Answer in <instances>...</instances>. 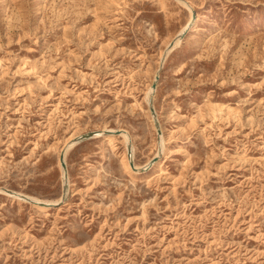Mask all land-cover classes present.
<instances>
[{
    "label": "rangeland",
    "instance_id": "1",
    "mask_svg": "<svg viewBox=\"0 0 264 264\" xmlns=\"http://www.w3.org/2000/svg\"><path fill=\"white\" fill-rule=\"evenodd\" d=\"M0 264H264V0H0Z\"/></svg>",
    "mask_w": 264,
    "mask_h": 264
},
{
    "label": "bare ground",
    "instance_id": "2",
    "mask_svg": "<svg viewBox=\"0 0 264 264\" xmlns=\"http://www.w3.org/2000/svg\"><path fill=\"white\" fill-rule=\"evenodd\" d=\"M183 3V2H182ZM183 4H185V3H183ZM187 6V5H186ZM189 8V11H190V14H191V19H190V22H189V25H188V29H191V30H194V28H195V26H196V22H197V20H196V16H194V12H193V9H192V7H188ZM147 98H148V100L151 98V95L148 93L147 94ZM118 133V132H117ZM113 134V133H112ZM120 134V133H119ZM99 135V134H98ZM124 137H126L127 139L129 138L127 135H124V134H122ZM108 140H113V138L115 137L114 135H104ZM113 143V142H112ZM129 143V142H128ZM128 143H127V145H128ZM160 151V150H159ZM160 153V152H159ZM65 157V156H64ZM65 159V158H64ZM61 165V164H60ZM62 167V166H61ZM149 167H151L150 165H149ZM62 176H63V179H65L64 177L66 176V173H65V171L62 169ZM33 202H35L36 203V201H33ZM55 202H56V200H55ZM54 203H53V201H50V202H48V201H39L38 203H37V207L38 208H40V209H47L48 207H50V206H52Z\"/></svg>",
    "mask_w": 264,
    "mask_h": 264
},
{
    "label": "water",
    "instance_id": "3",
    "mask_svg": "<svg viewBox=\"0 0 264 264\" xmlns=\"http://www.w3.org/2000/svg\"><path fill=\"white\" fill-rule=\"evenodd\" d=\"M171 46L173 47L174 46V44H171ZM155 88H156V84H154L153 85V90H155ZM152 109V112H154V110H153V108H151ZM118 133H120V132H118ZM91 136H93V134L91 133V134H88L87 136H83V137H81L80 139H84V138H88V137H91ZM60 163H61V166H62V169L65 171V173H66V170H67V166H66V162H65V160H64V155H62L61 157H60ZM66 184L64 185V192L66 191Z\"/></svg>",
    "mask_w": 264,
    "mask_h": 264
}]
</instances>
